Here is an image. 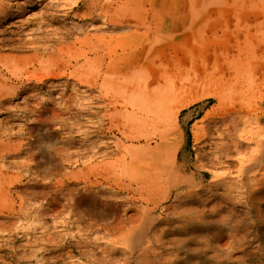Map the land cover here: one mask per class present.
I'll use <instances>...</instances> for the list:
<instances>
[{"label": "rangeland", "instance_id": "374dc122", "mask_svg": "<svg viewBox=\"0 0 264 264\" xmlns=\"http://www.w3.org/2000/svg\"><path fill=\"white\" fill-rule=\"evenodd\" d=\"M101 2L106 10L84 21L83 0H0V72L15 89L0 102V264H137L129 253L133 230L160 241L177 236L182 223L175 210L207 194L221 193L222 212L234 208L247 211L245 221L264 220V28L236 24L261 14L259 1L145 0L139 9L151 23L172 10L184 15L191 9L193 31L164 41L167 63L150 90L167 106L168 117L176 116L177 159L224 176L209 193L172 189L170 182L146 181L145 171H134L128 162L132 147L140 144L108 128L106 113L113 108H104L98 90L80 82L83 60L57 51L75 48L74 41L92 34L124 33L108 27L107 14L127 9V0ZM50 52L58 59L47 60ZM238 105L246 109L239 132L248 138L247 131H256V165L247 175H239L236 164L228 167L223 157L209 165L213 150L204 140L219 142L221 127L211 120ZM244 142L247 155L254 142ZM191 172L193 181L200 176L199 185L207 187L208 174L180 170ZM78 195L89 201L78 204ZM152 205L157 207L150 224L142 209ZM232 246L224 252L227 264H264L261 233L237 236Z\"/></svg>", "mask_w": 264, "mask_h": 264}, {"label": "bare ground", "instance_id": "6f19581e", "mask_svg": "<svg viewBox=\"0 0 264 264\" xmlns=\"http://www.w3.org/2000/svg\"><path fill=\"white\" fill-rule=\"evenodd\" d=\"M144 1L127 0L124 5L129 7L122 11H117L118 9L115 8L112 11L114 15L110 12L107 14L108 11L104 12L109 15L108 27L117 28L124 33L108 38L92 34L85 36L80 43L74 41L73 44L77 45L75 48L65 50L59 47L57 51L65 53L68 58L75 61L83 60L84 70L83 73L80 72L82 73L79 78L80 82L98 90L104 108H108L107 110L113 108L106 113V116H109L108 128L113 127L125 140L140 144L132 147L128 162L134 171H145V175L149 176L146 181L170 182L172 189H208L209 193L211 189H216L219 184H223L224 176L213 171L202 170V164L191 165L177 159L180 143H177L176 134H174L176 116L170 119L166 112L167 106L156 99L155 94L150 90L152 85L163 76L162 73L167 63L164 41H172L185 32L191 33L193 27L191 9L184 15L172 10L166 15L157 16L151 23L146 20L147 16L139 10ZM258 1V5L263 9L261 14L258 15L260 11L257 14L253 12L255 15L251 14L252 17L246 15L248 18L245 20L241 17L242 20L240 18L236 20L237 25L251 26L256 30L264 28V0ZM83 2L84 12L80 16L84 21H92L95 11L98 9L105 11L107 8L101 0H83ZM166 2L170 3L171 0H166ZM59 39L49 38V41H59ZM235 44L234 41L233 45L237 46ZM258 45L260 47V44ZM47 46L49 50L51 46L47 44H44L42 49L46 50ZM173 47L178 49L176 46ZM176 49L173 50V54H177ZM2 57L1 54L0 58ZM46 58L57 60L58 55L50 52ZM89 64L91 66H88ZM5 74L0 72V102L7 97L9 99L15 91L10 87L8 83L10 79L5 77ZM106 86H109L110 90H106ZM117 107L121 109L116 113ZM243 112H246V109L241 105L233 106L211 120L210 124H218L221 127L217 136L218 143L208 141L209 137L204 138L209 145H212L211 150H213L207 163L212 166L218 165L222 163L220 157H223L228 167L236 164L239 175H247L256 165L254 160L257 139L254 127L247 131L248 138L239 132V121L241 120L243 124L246 121L241 115ZM200 137L196 132V139ZM247 139L254 142V147L246 155L242 153V147L249 143L244 142ZM196 158L200 159V155L197 154ZM187 167L191 171L208 174L210 180L207 182V187L201 188L199 185L203 181L200 176L193 181L192 172L190 175L180 174V170H186ZM261 189H264V185ZM222 199L221 193L207 194L204 198L195 197V205L184 206L183 204L184 207H178L175 210V219L182 223L179 227L180 233L177 236L173 235L174 237H166L164 241L156 237L150 239L138 231L134 233V229L129 246L131 257L137 264H227L230 257L224 252L232 246L234 239L237 236L245 238L246 234L252 230L264 235V220L245 221L242 217L247 215V211L236 213L234 208L222 212ZM75 200L78 204L89 201L83 195H78ZM156 207L157 205H152L142 209V217H145L150 224L155 219L153 213ZM259 213L257 211V216L260 215ZM247 241L251 239L240 241V247ZM157 248H159L158 251H156ZM243 252H246L244 247L241 249V254Z\"/></svg>", "mask_w": 264, "mask_h": 264}]
</instances>
